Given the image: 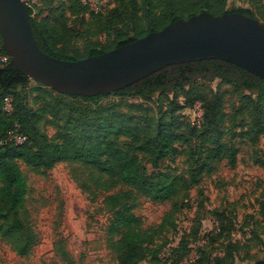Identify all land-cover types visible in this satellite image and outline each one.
<instances>
[{
    "label": "trees",
    "instance_id": "obj_1",
    "mask_svg": "<svg viewBox=\"0 0 264 264\" xmlns=\"http://www.w3.org/2000/svg\"><path fill=\"white\" fill-rule=\"evenodd\" d=\"M72 1L87 8L79 0ZM27 8L39 47L62 59H80L111 50L160 30L180 17L188 18L202 11L214 15L239 11L264 24L260 0H251L249 7L232 8L227 7V0H117L99 28L112 37L110 43L100 46L94 42L86 46L83 54H69L73 30L65 18L50 13L33 16L32 6ZM0 46L3 53L9 54L3 44ZM11 65L10 57L8 64L0 66V237L20 256L29 255L38 242V234L28 221L26 202L30 186L21 163L35 170L51 169L60 162L71 164L79 187L92 194L93 200L103 196L102 203L111 213L107 241L118 264H140L150 255L156 259L169 243L165 239L157 248H148L157 244L172 225L170 220L180 208L177 198L198 185L205 173H212L217 161L226 158L231 165L237 162L238 149L223 140L228 90H222V85L231 86L236 93L237 99L231 103L233 117L249 118L247 124L244 120L239 124L241 136L256 141L264 135V80L231 62L206 59L169 65L121 90L96 96L63 94L52 88L27 91L31 78L19 70H10ZM217 79L220 80L217 89L202 94L206 84ZM34 91H43L49 99L40 105L34 98L31 104L26 94ZM156 93L158 97L153 100ZM180 95L187 97L184 103L179 101ZM109 97L117 99L105 101ZM129 97L168 106L170 112L165 114L169 113L171 122L163 118L156 124L148 113L151 107L130 102ZM6 98L12 100L11 111L4 109ZM196 101L202 102L204 109L200 127L192 125L183 114ZM47 118L55 127L52 135L42 127ZM179 119L187 123L189 136L195 140L187 148V173L169 170L149 173L144 159L159 168L167 156L177 151L176 142L185 139L172 128ZM16 130L26 138L21 144L11 137ZM257 159L264 167V161ZM139 196L159 203L172 202V209L159 226L146 227L135 213ZM55 250L59 261L53 264H78L61 240L55 243ZM169 255L182 261L188 250L179 240Z\"/></svg>",
    "mask_w": 264,
    "mask_h": 264
},
{
    "label": "rangeland",
    "instance_id": "obj_2",
    "mask_svg": "<svg viewBox=\"0 0 264 264\" xmlns=\"http://www.w3.org/2000/svg\"><path fill=\"white\" fill-rule=\"evenodd\" d=\"M116 1L113 0L97 15L72 0H26L27 6L33 8V16L43 17L50 13L65 18L73 30L69 54H83L86 46L94 42L100 46L110 43L112 37L107 31H99V28ZM260 4L264 7V0H260ZM249 6L251 0H227L228 8ZM0 54H3L1 49ZM219 84V79L207 83L201 90L204 91L202 94L209 93L210 89L216 90ZM29 88L51 89L32 78L27 91ZM221 88L228 90L224 104V111L228 115L223 140L238 149L237 162L231 165L226 158L217 161L212 173H205L198 185L192 186L185 196L182 193L177 198L180 208L170 220L172 225L159 237L157 244L148 247L157 248L167 239L166 255H163V249L156 259L150 255L140 264H255L258 259L264 258V167L256 161L257 158L260 162L264 161V135H260L256 141L241 136L239 124L242 120L247 124L249 118L247 115L233 117L231 103L237 99L236 93L231 86L224 84ZM53 94L56 96L57 93ZM157 97L158 93L152 98L155 100ZM26 98L31 104L37 98V102L43 105L49 96L43 91H34L27 93ZM110 99L117 98L109 97L105 101ZM186 99L185 95L179 96L180 102L184 103ZM70 100L73 99H67ZM128 100L151 107L148 113L155 118L156 124L163 118L171 122L169 113L165 114L170 112L168 106L145 102L138 97H129ZM163 104L166 105V102ZM49 120L45 119L42 127L52 135L55 127ZM172 128L185 139L176 142L177 151L167 156L159 168H154L144 159L143 164L149 173L154 170L187 173V148L195 140L189 136L185 121L179 119L172 124ZM242 128L245 129L246 125ZM17 133V130L13 133L16 138L20 136ZM21 168L30 186L26 202L28 221L38 234V242L29 255L20 256L0 237V264H53L59 261L55 250L58 240L65 244L78 264H118L116 254L107 241L106 229L111 213L102 203L103 196L93 200L92 194L79 187L71 164L60 162L51 169L35 170L21 163ZM171 209L170 201L159 203L139 196L135 213L144 220L146 227H157ZM179 240L188 250V256L182 261L180 257L175 259L169 255Z\"/></svg>",
    "mask_w": 264,
    "mask_h": 264
},
{
    "label": "water",
    "instance_id": "obj_3",
    "mask_svg": "<svg viewBox=\"0 0 264 264\" xmlns=\"http://www.w3.org/2000/svg\"><path fill=\"white\" fill-rule=\"evenodd\" d=\"M0 32L19 70L53 90L96 96L130 86L166 66L218 59L264 80V24L239 11H202L111 50L80 59L43 51L34 36L26 0H0ZM255 264H264L259 259Z\"/></svg>",
    "mask_w": 264,
    "mask_h": 264
},
{
    "label": "built area",
    "instance_id": "obj_4",
    "mask_svg": "<svg viewBox=\"0 0 264 264\" xmlns=\"http://www.w3.org/2000/svg\"><path fill=\"white\" fill-rule=\"evenodd\" d=\"M83 5L87 6L89 10L92 12H99L101 9L110 5L113 0H79ZM10 54H0V66H4L8 64L10 60ZM4 109L6 111H11L13 109L11 98L5 99ZM183 114L188 117V120L192 125L200 127L204 122V109L202 106V102L196 101L193 107L187 108L183 110ZM11 137H14L12 134ZM16 142L21 144L26 139L24 136H18V138L14 137ZM166 255V252L163 254Z\"/></svg>",
    "mask_w": 264,
    "mask_h": 264
}]
</instances>
